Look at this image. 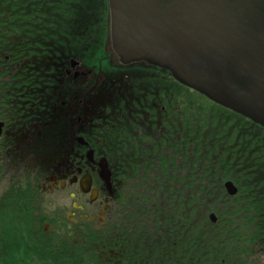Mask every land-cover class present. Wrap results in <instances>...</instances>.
Returning a JSON list of instances; mask_svg holds the SVG:
<instances>
[{"label": "flooded vegetation", "instance_id": "obj_1", "mask_svg": "<svg viewBox=\"0 0 264 264\" xmlns=\"http://www.w3.org/2000/svg\"><path fill=\"white\" fill-rule=\"evenodd\" d=\"M108 13L0 0V264H264V126L114 65Z\"/></svg>", "mask_w": 264, "mask_h": 264}, {"label": "water", "instance_id": "obj_2", "mask_svg": "<svg viewBox=\"0 0 264 264\" xmlns=\"http://www.w3.org/2000/svg\"><path fill=\"white\" fill-rule=\"evenodd\" d=\"M122 64L147 63L264 126V0H109Z\"/></svg>", "mask_w": 264, "mask_h": 264}, {"label": "rangeland", "instance_id": "obj_3", "mask_svg": "<svg viewBox=\"0 0 264 264\" xmlns=\"http://www.w3.org/2000/svg\"><path fill=\"white\" fill-rule=\"evenodd\" d=\"M108 1V7H109V0H107ZM108 38H107V51H108V53H109V55H110V59L113 61V63H114V65H120V64H122L121 62H120V60L115 56V54H114V50H113V48H112V42H111V36H110V8H109V13H108ZM138 64H140V63H138ZM164 71V70H163ZM166 72V71H165ZM167 73H169V74H171L170 72H167Z\"/></svg>", "mask_w": 264, "mask_h": 264}]
</instances>
